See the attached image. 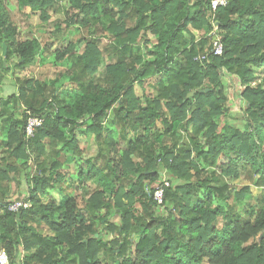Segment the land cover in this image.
<instances>
[{
  "label": "trees",
  "instance_id": "obj_1",
  "mask_svg": "<svg viewBox=\"0 0 264 264\" xmlns=\"http://www.w3.org/2000/svg\"><path fill=\"white\" fill-rule=\"evenodd\" d=\"M16 3L42 22L49 11L59 16L57 38L72 26L80 33L54 48L20 39L0 0V83L10 64L30 67L45 49L67 64L60 75L70 85L20 76L8 97L25 108L0 138V248L11 263L264 264V208L239 211L250 185L264 189V0H228L215 11L221 55L191 32L210 28V0ZM221 70L241 86V118L229 112ZM26 109L43 119L30 138ZM115 131L133 135L124 148ZM92 132L104 148L85 158L79 185H66L59 157L82 155L77 137ZM164 173L171 184L160 209L151 193ZM22 178L26 194L16 200L29 205L10 211L12 182ZM239 178L248 184L237 189ZM89 180L96 190L79 196ZM51 190L63 197L43 201Z\"/></svg>",
  "mask_w": 264,
  "mask_h": 264
},
{
  "label": "rangeland",
  "instance_id": "obj_2",
  "mask_svg": "<svg viewBox=\"0 0 264 264\" xmlns=\"http://www.w3.org/2000/svg\"><path fill=\"white\" fill-rule=\"evenodd\" d=\"M1 1L4 4V9L8 12L11 19L18 26V37L20 39H25L27 37H35L38 39L41 47L44 46V44L49 43L51 45V47L54 48L55 46H58L60 43L64 44L71 39L76 40V36L80 33L76 26H72L69 29V31L64 30L63 33H60L63 35V40H62V37L57 38V36L59 34V31H57V30H60L59 27H62V25H60L59 22H57V20L60 19L59 16H57L54 13H52L51 11H49L50 18L46 22H42L41 18L39 17V11L38 10L33 11L30 8V6H28V5H23V6L20 5L19 6L16 3V0H1ZM61 3H66V1H62ZM99 32L100 31H97L95 33V36H99L100 35ZM101 41L105 42L106 40L104 37H101ZM79 50L81 51L82 49L79 48ZM1 55H3L2 52H1ZM14 60H15V57H14ZM63 66H67V64L65 65L63 63L61 64L60 62H56L53 59L52 51H47V52L43 53V51L41 49L40 53L38 54V58L36 59L34 65H32L30 67H26L24 69H17V68H13V65L10 64L8 70L2 72L3 82H5L7 84L8 83L11 84L13 81H15V78L18 76L19 77L20 76H29V77L35 76V77L42 79V80L45 79L47 82L50 81V78H55L57 76L61 79L62 82L63 81L65 82L66 77L63 78L62 75H60V72L63 70V68H65ZM101 70L102 69H100V71ZM224 74H226V72L221 70V75L224 76L223 80L226 81V82L223 81V83H224V86L226 88V94L228 96V103L227 104H228L229 112H230V114L238 115V117L241 118V115L243 112V104H244V101L239 96L241 86L239 85L238 80L234 76L228 75V74L224 75ZM65 86H67V88H68L70 85L68 83H66ZM14 88H15V86H13L11 88L12 90L9 93L7 92L8 94H6L5 96H7L11 93H14V91H15ZM20 115H21V112L19 111L18 112V118L20 117ZM109 120H110L109 118L105 119L104 125L106 127H108V125H109V127L113 128V125L110 124ZM157 126L161 127V125L159 123L157 124ZM80 136H81L80 141H82V146L85 144L86 145L85 148H88V142L90 144V141H88L87 136L84 134H80ZM95 136L96 135L92 132L91 133V139L93 138L92 140L95 143V146L93 145L94 143L92 144L93 148L96 151H101L104 148L103 144L100 145L101 144V142H100L101 138L94 140ZM113 137H114V140L116 141L117 145L119 146V148H124L127 144V141L129 139H131L133 137V135L129 134L127 141H124L120 138L119 134L115 131V133L113 134ZM99 142H100V144H99ZM91 143H92V141H91ZM106 150H108V149H106ZM86 151H88V150H86ZM88 153L89 152H86L85 156H87ZM73 159L76 160L74 157H73ZM73 159L71 158V161ZM76 161H80V163L84 166V160L82 158L77 159ZM29 167L30 168L32 167L31 163H30ZM30 172H31V170H30ZM73 173H74V176L76 177V171L75 172L69 171V173H66V178L68 180L70 179L71 180L70 182H77V180L75 181V179H73V177H70V176H73L72 175ZM163 177L167 178V175L164 173ZM246 184H248L247 180L239 178L234 183V186L237 189H239ZM18 185H19V187H18ZM18 185H17L18 189H16V190H18L20 192L19 189L22 186H23V188L27 186L25 183V179H23V184L21 181V184L18 183ZM95 188H97V186L95 187L94 183H92V185L86 184L82 188L81 193L83 194L85 192H88V193L93 192L94 190H96ZM250 191H251V196L246 198L245 201H243L239 205V211L240 212L248 209L251 204H252V207L261 206L264 208V189L250 185ZM17 197H20V195H18ZM231 201H232V197H231ZM109 219H110V221H114V222L118 221L117 216L109 217ZM108 238H110V235H108ZM134 240H135V238H134Z\"/></svg>",
  "mask_w": 264,
  "mask_h": 264
},
{
  "label": "crops",
  "instance_id": "obj_3",
  "mask_svg": "<svg viewBox=\"0 0 264 264\" xmlns=\"http://www.w3.org/2000/svg\"><path fill=\"white\" fill-rule=\"evenodd\" d=\"M191 32L194 34L195 36V39H198L201 35L205 34V29H200V30H196V29H191ZM43 53L47 52L45 49H42ZM19 77V76H18ZM35 77V76H34ZM37 78V77H36ZM53 79V78H50V80ZM43 81H46L45 79H43ZM47 82V81H46ZM67 83L64 82L61 84L60 86V89H69L70 86L67 88V86H65V84ZM3 82V80L1 81L0 83V138L4 137L7 135V128H9V124L11 123V121H13V119H16V120H20L22 117H23V106H17L15 105L16 102H13V99H10L8 100V97L12 94H18V86L19 84L16 82V79L15 81H13L11 84ZM15 86V91L14 93H11L7 96H5L6 94H8L12 89V87ZM59 89V91H60ZM6 91V92H5ZM8 92V93H7ZM65 98L68 100V96L66 95ZM25 109V108H24ZM21 112V115L20 117L18 118V112ZM85 135V134H84ZM87 136V139L88 141H90V144L88 142V148H85L86 145L84 144L82 146V141H80V138L81 136L78 135L77 137V141H78V144L80 147L83 148V153L82 155L76 157L74 156V158L77 160V159H80L82 158L83 160H85L86 157L88 158H91L92 156H96V154L98 153V151L94 150L93 148V145L95 146V143L93 142V138L91 139V133H89ZM95 140V138H94ZM92 141V143H91ZM94 143V144H93ZM93 144V145H92ZM92 145V146H91ZM88 150V151H86ZM94 150V151H93ZM93 151V152H92ZM86 152H89L87 154V156H85ZM95 154V155H94ZM82 156V157H81ZM71 158L73 159V156H71V153L69 150H64L60 157H59V160L61 162H63V165L62 167L59 169L60 172H62L64 174V182L66 185L68 184H72V185H79V171L82 170V168H85L81 163L80 161H76V160H72L71 161ZM78 163V164H77ZM77 164V165H76ZM32 169L29 168V170ZM28 171V169H27ZM67 171V172H66ZM69 171H76V177L74 176V173L72 174L73 176H70V177H73V179H75V181L77 180V182H70L71 180L67 179L66 178V173H69ZM71 174V173H70ZM75 177V178H74ZM24 179V178H23ZM23 179H20V184H21V181H22V184H23ZM67 179V180H66ZM95 184V187H96V183L94 180H89L86 182V184L88 185H92V183ZM25 183L27 185V182L25 180ZM85 184V185H86ZM80 186V189H78L77 191H75L79 196H80V193L82 191V188L85 186ZM17 187V182L14 180L12 182V187H11V190H10V193H9V199H16V198H22L23 196H25L26 194V189H27V186L23 188V186L19 189L20 192L18 190ZM96 189V188H95ZM69 191V190H67ZM70 193V192H69ZM18 195H20V197H17ZM16 197V198H15ZM63 197V193H60L58 190H51L49 191V193L43 198V201H48L50 199H54V200H57L59 201L61 198Z\"/></svg>",
  "mask_w": 264,
  "mask_h": 264
},
{
  "label": "built area",
  "instance_id": "obj_4",
  "mask_svg": "<svg viewBox=\"0 0 264 264\" xmlns=\"http://www.w3.org/2000/svg\"><path fill=\"white\" fill-rule=\"evenodd\" d=\"M228 0H210L209 7L211 12V25L210 28L206 31L205 35L209 36L212 39L211 47L209 49V54L212 55H221L223 50V43L221 41V36L219 34V23L215 19V11L222 6L227 5ZM206 58V54H202L199 56L200 60H204ZM43 119L41 117L32 115L29 110L26 109V121L24 126V134L26 138H30L34 136L37 128L42 124ZM171 184V181L166 177H162V179L158 182H155L152 186V198L158 205L160 209H163V195H164V187ZM29 203L24 202L23 200H9L7 203V208L10 211H17L22 207H27ZM161 211V210H160ZM0 264H12L10 257L7 251L4 248H0Z\"/></svg>",
  "mask_w": 264,
  "mask_h": 264
},
{
  "label": "water",
  "instance_id": "obj_5",
  "mask_svg": "<svg viewBox=\"0 0 264 264\" xmlns=\"http://www.w3.org/2000/svg\"><path fill=\"white\" fill-rule=\"evenodd\" d=\"M5 52H6V48H5V46H3V48H2V54L4 55ZM194 92H195V91L192 90V91H190L187 95H188V96H191V95L194 94ZM111 202H112V204L114 205V199H113V198L111 199Z\"/></svg>",
  "mask_w": 264,
  "mask_h": 264
}]
</instances>
